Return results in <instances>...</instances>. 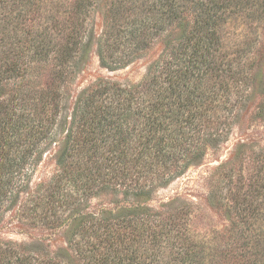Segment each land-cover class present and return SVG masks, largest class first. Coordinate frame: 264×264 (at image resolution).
<instances>
[{
    "label": "trees",
    "instance_id": "obj_1",
    "mask_svg": "<svg viewBox=\"0 0 264 264\" xmlns=\"http://www.w3.org/2000/svg\"><path fill=\"white\" fill-rule=\"evenodd\" d=\"M98 1L0 0V225L7 214L24 215L19 222L40 234L30 245H0V264H258L264 226L253 231L249 215L237 216L240 245L215 250L147 204L230 132L260 64L243 48L229 51L224 29L244 5L264 12V0H107L97 45L103 68L119 71L163 48L141 81L100 78L82 90L61 141ZM56 146L55 174L31 191ZM106 194L130 207L85 214L84 204ZM62 236L67 250H54ZM208 250L217 254L208 259Z\"/></svg>",
    "mask_w": 264,
    "mask_h": 264
},
{
    "label": "rangeland",
    "instance_id": "obj_2",
    "mask_svg": "<svg viewBox=\"0 0 264 264\" xmlns=\"http://www.w3.org/2000/svg\"><path fill=\"white\" fill-rule=\"evenodd\" d=\"M106 2L107 0H99L88 16L86 58L82 70L67 90L58 127L62 133L61 141L76 98L82 90L100 78H110L124 84L141 81L148 66L163 48L162 45H156L145 57L125 69L112 72L103 68L98 58L97 45L103 30ZM259 9L257 4L244 5L243 10L235 15L224 29L229 51L237 46L243 48L239 49L242 50L241 55L256 59V68L260 64L254 72L257 74L255 85L248 100L241 105L234 117L230 132L219 147L207 152L202 163L190 167L182 177L170 185L158 188L147 204L159 215H174L178 222L184 225L191 241L215 250L218 246L231 250L240 245L241 230L245 227L242 228L240 219L237 218L240 215L238 213L249 215L246 217L250 219L249 226L252 225L253 231L259 225L264 226V115L260 112L264 106V12ZM58 146L44 156L36 169L31 191H35L39 184L47 183L55 174ZM235 199L239 202L237 210L234 209ZM122 201V196L101 195L84 204L83 209L85 214L94 215L100 211L115 210L119 206L130 207L131 203ZM240 207L243 211L239 212ZM13 214L5 215V220L0 225V245L7 242L30 245L34 239L39 238L40 234L25 225L24 218L20 221L23 225L19 224L20 216L24 215ZM231 234L239 236V239L235 238L238 244L229 246L228 239ZM57 239L53 241L54 250H67L68 238L62 236ZM238 249L234 251L237 252ZM206 253L210 255L208 259L217 254L216 251L210 250ZM63 255L64 260L69 261L67 253ZM257 260L258 264H264L263 255H259Z\"/></svg>",
    "mask_w": 264,
    "mask_h": 264
}]
</instances>
